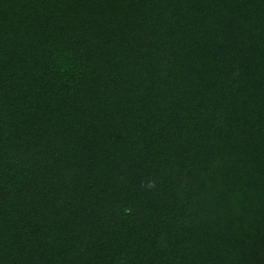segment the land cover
I'll list each match as a JSON object with an SVG mask.
<instances>
[{"label":"trees","instance_id":"16d2710c","mask_svg":"<svg viewBox=\"0 0 264 264\" xmlns=\"http://www.w3.org/2000/svg\"><path fill=\"white\" fill-rule=\"evenodd\" d=\"M0 264H264V0H0Z\"/></svg>","mask_w":264,"mask_h":264},{"label":"clouds","instance_id":"9594fccd","mask_svg":"<svg viewBox=\"0 0 264 264\" xmlns=\"http://www.w3.org/2000/svg\"><path fill=\"white\" fill-rule=\"evenodd\" d=\"M155 182L154 181H149L148 182V184H147V187L149 188V189H152V188H155Z\"/></svg>","mask_w":264,"mask_h":264}]
</instances>
